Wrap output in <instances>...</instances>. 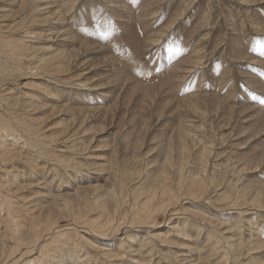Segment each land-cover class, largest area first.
<instances>
[{
  "label": "rangeland",
  "instance_id": "1",
  "mask_svg": "<svg viewBox=\"0 0 264 264\" xmlns=\"http://www.w3.org/2000/svg\"><path fill=\"white\" fill-rule=\"evenodd\" d=\"M0 41V264H264V0H0Z\"/></svg>",
  "mask_w": 264,
  "mask_h": 264
},
{
  "label": "bare ground",
  "instance_id": "2",
  "mask_svg": "<svg viewBox=\"0 0 264 264\" xmlns=\"http://www.w3.org/2000/svg\"><path fill=\"white\" fill-rule=\"evenodd\" d=\"M244 1V0H243ZM27 2V1H26ZM246 2H248V1H246ZM35 3V2H34ZM33 6V5H32ZM57 11V10H56ZM53 14V13H52ZM55 14V13H54ZM59 14V13H58ZM52 16V15H51ZM43 20V19H42ZM58 20V19H57ZM24 21V20H23ZM48 24V23H47ZM41 36V35H40ZM1 42V41H0ZM22 42V41H21ZM0 44H2V45H0L1 47H0V56L1 57H4V56H6L5 55V53L7 52H4L3 51V49L5 48V47H9V45H7V43H0ZM18 44V43H17ZM91 47V46H90ZM16 48V47H15ZM85 48V47H84ZM88 48V47H87ZM75 50V49H74ZM13 51H16L15 49H13V47L11 46L10 47V49H9V53L10 52H13ZM18 51V50H17ZM63 53V52H62ZM57 54V53H56ZM8 55H10V54H8ZM67 55L65 54V57H66ZM13 57H16V56H13ZM63 57H64V55H63ZM8 58H10V57H8ZM20 58V57H19ZM69 58H70V56H69ZM11 59V58H10ZM62 59V58H61ZM19 60V59H18ZM18 60H16V61H18ZM54 60H55V58L53 59H48V60H45V63L43 64V63H41L42 64V66H43V70L45 71V70H47V71H49L50 73H52V72H55V71H57L58 69H60L59 68V65H56L55 64V66H50V64L53 62V64H54ZM2 61V60H1ZM60 61V60H59ZM58 61V62H59ZM19 62V61H18ZM17 62V63H18ZM56 63V62H55ZM52 64V65H53ZM14 65V64H13ZM67 65V64H66ZM66 67V66H65ZM64 68V67H63ZM3 69V68H2ZM9 69L10 70H12L13 71V69H11V67H9ZM15 69V68H14ZM18 69V68H17ZM69 69V68H68ZM64 70V69H63ZM67 70V69H66ZM62 71V70H61ZM2 74L4 73V71L3 72H1ZM8 74L10 73V72H7ZM6 74V73H5ZM1 75V74H0ZM4 76V75H3ZM5 76H8V75H5ZM1 77V76H0ZM5 78V77H4ZM6 79H9V78H6ZM5 79V80H6ZM5 80H3L4 82H5ZM11 82V81H10ZM101 88V87H100ZM1 100H2V98H1ZM11 100V99H10ZM172 100V99H171ZM14 101V100H13ZM2 103V102H1ZM6 103V102H5ZM29 105V104H28ZM7 108H9V107H7ZM37 108H39V107H37ZM12 109V108H11ZM10 109V110H11ZM8 110V109H7ZM55 110V109H54ZM64 110V109H63ZM6 111V110H5ZM15 111V110H14ZM13 111V112H14ZM21 111V110H20ZM2 112L4 113V111L2 110ZM7 112V111H6ZM12 112V111H11ZM12 112V113H13ZM16 112V111H15ZM60 112H61V110H60ZM60 112H58V113H60ZM111 112V111H110ZM38 113V112H37ZM57 113V114H58ZM96 113V112H95ZM15 114H17V112L15 113ZM52 114V113H51ZM12 115V114H11ZM52 116H53V114H52ZM2 117V116H1ZM7 118V117H6ZM16 119V118H15ZM19 119V118H18ZM20 120V119H19ZM23 120H24V118H23ZM72 121V120H71ZM24 122H27V121H23V124H24ZM72 122H74V121H72ZM15 123H17L19 126H26V124H22L21 122H15ZM29 123V122H28ZM3 124V127H7V124L6 123H2ZM30 124V123H29ZM70 124H71V122H70ZM9 126H10V124H9ZM9 126H8V128H9ZM29 126H31V125H29ZM7 128V129H8ZM32 128V127H31ZM6 129V128H5ZM4 129V130H5ZM50 129V128H49ZM28 131V130H27ZM30 131H32V130H30ZM12 133V132H11ZM34 133V132H33ZM98 133V132H97ZM15 134V133H14ZM13 135V134H12ZM32 135V134H31ZM35 135V134H34ZM7 138V137H6ZM13 138V137H12ZM19 139V138H18ZM39 139V138H38ZM41 139V138H40ZM7 141H8V139H6ZM6 141V142H7ZM11 141H13V140H11ZM66 141V140H65ZM2 142H4L3 140H2ZM39 142H40V140H39ZM5 143V142H4ZM41 143V142H40ZM21 145V144H20ZM6 146V145H5ZM7 147H8V144H7ZM9 149V148H8ZM1 150V149H0ZM2 150H3V152H4V148H2ZM5 152H7V151H5ZM4 152V153H5ZM1 153H2V151H1ZM4 153H2V154H4ZM7 154V153H6ZM5 156V155H4ZM8 157V156H7ZM6 158V157H5ZM3 159V158H2ZM1 160V159H0ZM64 160V159H63ZM8 161V160H7ZM71 162V161H70ZM69 162V163H70ZM3 163V162H2ZM69 165V164H68ZM85 168V167H84ZM83 168V169H84ZM1 169V168H0ZM167 170V169H166ZM168 172V171H167ZM198 173V172H197ZM171 181V180H170ZM182 183H184L183 181H182ZM163 184V183H162ZM174 185V184H173ZM159 186V185H158ZM165 186V185H164ZM159 187H161V186H159ZM171 187H172V185H171ZM10 188V187H9ZM31 188V187H30ZM166 188V187H165ZM162 189V188H161ZM25 190V189H24ZM158 190V189H157ZM163 190H164V188H163ZM20 191V190H19ZM22 191V190H21ZM165 191H167V190H165ZM169 191V190H168ZM16 192V191H15ZM14 193V192H13ZM163 193V192H162ZM167 193V192H166ZM14 194H16V193H14ZM168 194V196L171 194V193H167ZM175 194V193H174ZM261 196V195H260ZM58 197V196H57ZM6 200V199H5ZM8 201H9V199H8ZM7 201V202H8ZM150 202V201H149ZM134 203V202H133ZM148 203V202H147ZM170 203V202H169ZM182 204V203H181ZM257 204V203H256ZM3 205V204H2ZM149 205V204H148ZM258 205V204H257ZM145 206V205H144ZM143 205H142V207H144ZM48 207V206H47ZM147 207V206H146ZM30 208V207H29ZM143 209H145V207L143 208ZM1 210V209H0ZM20 211V210H19ZM23 212V211H22ZM174 212V211H173ZM18 213V212H17ZM25 213V212H24ZM141 214V213H140ZM45 215V214H44ZM145 215V214H144ZM150 213H149V215H148V217H150ZM192 215V214H191ZM48 215H46V217H47ZM139 216V215H138ZM142 216H143V214H142ZM141 216V217H142ZM146 216H147V214H146ZM145 216V217H146ZM194 216V215H193ZM50 217V216H49ZM198 217H200V216H198ZM197 217V218H198ZM139 218H140V216H139ZM142 218H144V216L142 217ZM141 219V218H140ZM203 219V218H202ZM139 220V219H138ZM145 220H146V218H145ZM141 221H143V219L141 220ZM203 221V220H202ZM47 222V221H46ZM50 222V221H49ZM140 222V221H139ZM213 223V222H212ZM50 224V223H49ZM48 224V225H49ZM53 224V223H52ZM123 224H125V223H123ZM127 224V223H126ZM219 224V223H218ZM222 224V223H221ZM14 225V224H13ZM15 225H18V227L20 228V229H18L19 230V233H20V231L22 230V226L19 224V223H17V224H15ZM47 225V226H48ZM51 225V224H50ZM92 225V224H91ZM123 226V225H122ZM30 227H31V225H30ZM45 227H46V225H45ZM16 228H17V226H16ZM89 228V227H88ZM216 228V227H215ZM227 228V227H226ZM46 228H43L42 230L41 229H39L38 227H37V225H35L34 227H32V233H31V239H33V242H35L36 240H38L37 239V233H39L40 232V234H41V232H43L44 230H45ZM49 230H50V228H48ZM96 229V228H95ZM173 229V228H172ZM228 229V228H227ZM31 230V229H30ZM92 230V229H91ZM116 230H117V228H116ZM15 231H16V229H15ZM23 231V230H22ZM115 231V230H114ZM229 231H231V230H229ZM46 232V231H45ZM118 232V231H117ZM6 233V232H5ZM12 233V232H11ZM18 235H20V234H18ZM213 235V234H212ZM39 236H41V235H39ZM13 237V236H12ZM16 237H17V235H15V239H16ZM60 238V237H59ZM52 239V238H51ZM9 240V239H8ZM212 240H214V239H212ZM16 241H17V239H16ZM23 242V241H22ZM232 242V241H231ZM234 242V241H233ZM13 243V242H12ZM17 243V242H16ZM18 243H19V241H18ZM29 243V242H28ZM42 243V242H41ZM40 243V244H41ZM46 243V242H45ZM45 243H43V244H45ZM56 243V242H55ZM36 244V243H35ZM43 244L42 245H40V246H43ZM18 245V244H17ZM21 246V245H20ZM20 246H19V248H20ZM45 246V245H44ZM232 248L234 247V245L233 244H231L230 245ZM262 246V245H261ZM264 246V245H263ZM263 246L262 247H260V248H263ZM31 247H33V249H34V247H35V245L34 246H30V248ZM50 247V246H49ZM18 248V247H17ZM40 251H42V249L41 248H39V247H37ZM235 248H239V246L238 245H236L235 244ZM259 248V247H258ZM12 249H14V248H12ZM32 249V248H31ZM219 249V248H218ZM15 250V249H14ZM24 250V249H23ZM36 250V249H35ZM39 250H38V253H39ZM233 250V249H232ZM13 251V250H12ZM11 251V252H12ZM19 251V250H18ZM15 252V251H14ZM14 252H13V254H14ZM26 252H27V250H26ZM31 252H32V250H31ZM235 252V251H234ZM22 253V252H21ZM50 253V252H49ZM20 254V253H19ZM41 254H43V252H41ZM40 254V255H41ZM21 255H23V253L21 254ZM20 255V256H21ZM24 255H26V253L24 254ZM28 255V254H27ZM13 256V255H12ZM12 256H10V257H12ZM112 256V255H111ZM18 258H20V257H18ZM34 258V257H33ZM40 259L42 258V257H39ZM115 258V257H114ZM211 258V257H210ZM231 258V257H230ZM229 259V258H228ZM19 261V260H18ZM22 261H24L23 259H22ZM28 261V260H27ZM35 261L36 262H39V260H38V258L37 259H35ZM14 262H16V261H14ZM25 262V261H24ZM34 262V261H33ZM17 263V262H16ZM50 263H54V261L53 260H51L50 261ZM261 263V262H260ZM263 263V262H262ZM15 264V263H14ZM25 264H26V262H25ZM259 264V263H258Z\"/></svg>",
  "mask_w": 264,
  "mask_h": 264
},
{
  "label": "snow or ice",
  "instance_id": "3",
  "mask_svg": "<svg viewBox=\"0 0 264 264\" xmlns=\"http://www.w3.org/2000/svg\"><path fill=\"white\" fill-rule=\"evenodd\" d=\"M262 103H264V101H262Z\"/></svg>",
  "mask_w": 264,
  "mask_h": 264
}]
</instances>
